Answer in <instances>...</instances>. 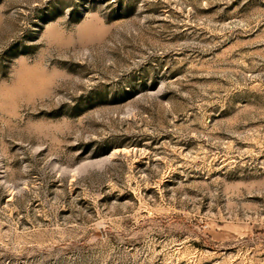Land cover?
<instances>
[{
  "label": "rangeland",
  "instance_id": "rangeland-1",
  "mask_svg": "<svg viewBox=\"0 0 264 264\" xmlns=\"http://www.w3.org/2000/svg\"><path fill=\"white\" fill-rule=\"evenodd\" d=\"M86 16L0 135V264H264V0H0V76Z\"/></svg>",
  "mask_w": 264,
  "mask_h": 264
},
{
  "label": "clouds",
  "instance_id": "clouds-1",
  "mask_svg": "<svg viewBox=\"0 0 264 264\" xmlns=\"http://www.w3.org/2000/svg\"><path fill=\"white\" fill-rule=\"evenodd\" d=\"M87 20L86 16L74 24L72 35L59 22L48 25L35 52L13 58L7 75L0 76V135L13 127L11 114L33 111L73 86L74 81L57 62V56L72 43L87 42L88 37L82 31ZM9 30V25L0 22V34ZM56 127L44 120H33L28 123L27 132L41 136L54 132Z\"/></svg>",
  "mask_w": 264,
  "mask_h": 264
}]
</instances>
